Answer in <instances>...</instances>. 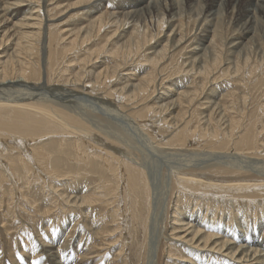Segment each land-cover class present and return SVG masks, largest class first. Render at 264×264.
<instances>
[{"label":"bare ground","instance_id":"bare-ground-1","mask_svg":"<svg viewBox=\"0 0 264 264\" xmlns=\"http://www.w3.org/2000/svg\"><path fill=\"white\" fill-rule=\"evenodd\" d=\"M65 1L66 0H0V87L2 85L11 87H32L36 81L40 82L43 78L40 61H42L45 65L47 64L49 73L53 74L57 72V68H59V65L61 64L63 59L68 56V58L80 59V55H78V52H82V50L85 49L84 57H81L83 65L80 67L79 71L71 73L69 75V78H67L65 81H62V79H57L54 82V78L52 77V84L55 83V85L62 87L63 83H65L63 84L65 86L68 85V83H71L72 85L76 86V89L79 92H82V90L84 89L89 94L94 93V95H96L95 97H99L101 102L102 100L108 102L109 99L107 98L113 97V103H118L117 107L120 108L121 106L124 109L125 107L130 106V118L134 119L137 124L140 125L139 127H143V129L147 126L155 125V120L149 119V117L151 119H155L153 117L154 115L152 114H155L158 110H160L159 112H164L166 114V118L164 117L163 119H161L163 123L162 126H159V129H161L160 133L162 135V139L158 138L159 136L154 133H149L151 134L150 137L152 138V142L157 144V146L155 147L158 152L164 154H175L180 151H188L187 149L189 147H195L197 145L199 147L206 148L207 152L208 150H210L211 152L215 154L217 153V155L220 156L226 154V156L231 157L230 155H233L235 157L238 155L240 156L241 154V157H244L245 160H247L246 158L248 157H254L258 155L264 156V122L262 123L261 127H258V122L256 119H253L251 122L247 123L248 116L246 117V115V119H244L246 120V123L241 118H229L225 117L226 114L222 115L223 108L219 109L222 105L217 102V104L220 105L217 106V104L213 100H210L212 98L214 99V94L217 88L211 90V92L205 97L204 101L200 102L201 104L199 105V107L202 109L212 108L213 113L210 112L209 114H205L206 111L201 109L202 111L199 112L200 114L197 122L193 120V116L191 117L188 110H185V108H191V104L193 103V101L196 99L198 100V98L202 96H200L199 93L201 91H204L203 89L205 87V84L201 85L203 83H197V88L201 90L200 92L193 89L182 90L180 88V90L179 88L170 87L171 89L169 90V92H167L166 90V93H169L170 95L162 92L159 96V98L164 101H161V104L158 103L159 105H155L157 103L150 105V103L145 100L148 99L155 91V83L158 77L157 70L159 63L166 58L173 59L172 56L173 54H176V50L184 51V49L189 48V50L187 49L186 54L189 55L187 58H191V60L189 61L188 59L189 62H187V60L185 62L187 63V66L183 69V72H185V74L188 75L195 70L197 72L194 73H197L199 75H208L212 70L214 72V69L216 68L210 70V68L214 66V64L210 63L209 61L211 60L213 62H217V60L219 59L218 54L222 53L224 43L218 44L219 41L216 39V34L212 33L211 31V27H213L214 21L209 24H206V22H208V17L209 19L210 17H212L211 10L213 9L216 0H211V2L204 9L202 19L205 23H201L202 19H198L197 21L198 23H200L197 24L196 31L200 33L197 34L196 37H192V39L199 37L197 38L198 41L196 39V41H193L190 37H188V33L184 34L185 31H182L183 22H177L178 19H180V17H176L177 12H175V2L177 3V1L174 2V0H166V2L163 4L160 2V0H134L139 8L135 9L134 11L129 8L130 11L123 13V15L128 17H135V15H138L141 11H144V8L147 10H151V8H154L155 10L156 8L158 10L163 9L164 11H166V13H168V15L170 16L169 20H165L164 17L166 13L164 12V17L161 18V15V19L158 21L157 30L159 31L157 32V34H153L152 32L150 35L148 34L150 33L148 31L150 28L146 31L138 28L140 26L139 20H137L139 26L137 27L136 22V24L132 25V30L129 32L128 30H125L127 26L125 28H122L121 31L123 32L119 31L121 28L120 26H118L114 31H109L107 33L108 35L112 32V35L110 34L108 36L109 39H111L112 47L106 48V45L104 43L105 39L102 38V45L96 47L95 49L89 47L88 43H92V41L94 42L95 36L101 38V33L105 31V26L109 23V26H115L113 25L114 22L111 23L112 19H115L113 13L110 12L107 14L103 11V0H76L73 3L68 2L67 4L65 3ZM233 1H235L233 8L239 6L238 10L232 8L234 11L237 10L235 18L237 19V21L245 19L242 25L244 26V29L242 28L244 34H242L243 36L239 37L238 39L232 38L229 43H231L233 47H241L244 39L247 38L250 33H252V29H254L253 26L258 24L260 20L259 17H264V0H228V3H231ZM80 4L88 8V11H85L86 13L84 12L83 14L84 18L82 17V21H78L76 25H59V22L63 21V19L61 20V18L64 15H61H66L69 10L75 8ZM57 18L58 21L54 23ZM109 19L110 21H108ZM145 21L147 20L145 19ZM166 23H169L167 24V27L165 25ZM165 27L169 29V32H166ZM115 33H118L116 34L117 38H114L117 40L112 39L113 36H115ZM236 36H238V34ZM250 37L254 38L253 36ZM155 38H158V45H154L156 42L153 44ZM122 39L123 41L120 43L119 41H121ZM164 39H166L165 43H163ZM190 39L192 40V43L187 46L186 43ZM146 43H152V45L147 46L148 44L146 45ZM159 45H161V47L158 49ZM143 50H150V52L146 53L147 55H144L145 57L143 56V65L146 66L148 64L149 66H151V70L147 71V68L146 70L144 69L145 74L143 73L142 75H137V73L132 71L133 69H130V72H125L129 69L128 59L133 55L139 54ZM103 51L109 52L110 56L114 58V62L111 66L100 68V59L96 58L94 60L92 58L94 60L93 61L90 58L92 55L100 52L102 53ZM233 51L234 50H232V52ZM44 57L46 58L44 59ZM102 61L105 62L104 59ZM72 62L74 61L70 62V66H72ZM89 63L93 65L95 71H93L94 69L90 72L86 71L87 68L85 66ZM91 76L93 77V79L95 78L94 81ZM127 76L130 77L129 82L132 81L131 83H128L124 80ZM113 77H118V79H120L121 81H117L122 83L123 86L118 88L116 85H118L119 83L116 80H112ZM108 79L109 81H107ZM50 80L51 76L49 78V81ZM44 83L46 84V82ZM167 85L169 86V84ZM19 90L18 92H20ZM23 92H25V88ZM22 95H27V93H22ZM115 97L118 99L117 102V99H115ZM110 101L112 103V99ZM142 101L145 102L143 105H141ZM213 103L215 104V106L213 105ZM244 110L245 109H239L240 112H243ZM218 115H220L219 118ZM242 117L244 118V115ZM92 125L90 122L81 118L80 115L78 116L73 113L70 109H67L64 106H59L58 103L53 104V102L50 103L41 100L39 101L36 99H32V97L29 96H21L15 98L10 97L7 99L4 97H0V136H9V139L15 138L16 140L13 142L18 141L21 148L26 147L27 143L25 142L29 137H31L32 141H34V143H32L34 146L33 152L30 151L31 153H28L29 149L27 148L28 151L25 153V155L23 153L24 151H21V148L15 147V145L10 148L8 146V148L4 147L2 149V152L0 151V160L2 159L1 157L3 156V153H5V151L8 153L10 149L11 153L6 155V171L9 173L10 178L12 177V180L18 183H20V181L30 183V180L27 179L26 181L25 179H23L24 174H28V172L33 170V164L38 163L39 169L41 171H46V174H48L47 176L49 177V181L51 182V185L49 184L51 186L50 188H52L54 179L62 181L61 183L65 186L68 185V181L64 182L62 179L75 178L76 175L72 178H69V176H71L73 172H75L74 170L77 171L79 167L80 171L82 169L84 171L83 173L80 171L75 172L74 174H77V177L79 176L78 174H97L99 180L101 181V183H103V185L101 184L95 187V189H90L88 194H85L84 191L83 194L82 191L81 194L73 191L74 193H76L72 202L73 204H70L71 199H69V201H66V204L69 203L68 205H70V207L74 206V209H80L87 204H90V202H94V197H97L98 200L96 201L101 203L103 201H107H105L106 198L101 199L102 195L104 197L111 195L115 199L117 197V199H122L124 198V196H126L127 193H130L134 198L130 203L133 204V206L136 205L135 209H137V211H133L134 214H127L129 213V208L127 207V209H124L125 207H122L123 211H126L124 212V218H127V221L125 219L124 220L128 225L133 221L134 223H137L139 221V223L142 224L143 229L146 230L148 224L147 222L149 219L148 212H150L149 210H151L152 201L150 181L147 175V171L140 165V163L133 162L132 159L126 157V152L125 154H122L121 152L118 153L115 149V151L109 149L110 147H112L111 144L107 143L109 144L108 147L106 146V143L105 146L104 144L100 143L97 138L101 133H97L96 130H93L94 128ZM133 125L135 127L136 124L133 123ZM149 128H151V126ZM66 134H72L74 136L72 139L60 137V135L64 136ZM94 137L97 138L95 139ZM92 140L96 144V146L94 145V143L92 144L90 142ZM11 142L12 141H10L9 143ZM12 150H14L15 152H12ZM122 151L124 152V150ZM183 169L180 170L176 167L173 172L171 171V174L173 176L171 178L173 179V181L170 189L172 191V195L176 193L174 195L176 197L174 198V208L172 209L173 218L171 217L172 223L170 236L172 237L169 238V241L173 240V242L171 241L169 243L170 247L173 246V249H170V254H168L171 256L178 255L177 259L182 261H177L175 262V264H204L207 259L210 258H213L211 264H264V238H261L257 234L258 232H256V229H258V231L264 230V226L263 229L256 228V226L250 228L248 223L245 224V220L244 224H241V228L238 229V231H235V228L226 230L221 226H216L213 222L214 216L217 215V212L219 210L218 205L224 207L220 209L221 212L219 216L222 217L223 214L231 216L232 211L236 209L237 211L235 210L236 213L234 214V217H236V215H239V211L242 210L236 203H240V201L243 202V200L249 202L251 200L256 201L259 198L264 199V179H259V181L252 182L228 179L226 178L227 174L232 175L240 173V169H242V167H238L235 165L229 166V164L224 162L209 163L203 167L200 166L197 169L186 167ZM244 170L247 172L248 169ZM29 174L31 175V173ZM5 176L8 177V175ZM0 177H4L2 172L0 173ZM32 179H34L33 176ZM46 181L47 180H45V182ZM0 183H3L2 179L0 180ZM69 184L72 185L71 183ZM54 185L56 184L54 183ZM74 185L76 184L74 183ZM211 194L212 196H210ZM172 197L173 196H171L170 198L171 201L173 199ZM215 197L216 199H214ZM183 198H186L187 202L189 203L188 206L190 207V210H187V208V212L183 211L185 206L182 202ZM221 201L223 202V205H221ZM227 201L230 203H233L232 201H235V206H233V204L224 206V202ZM61 203L64 204V201H61ZM208 205L210 206L208 207ZM259 205V207H249V210H252L251 213L252 215H254V219L257 218L258 215H261L260 217L262 218H259L260 225H264V216H262V214L264 215V203ZM195 207H197L196 211L194 210ZM116 210L117 212H119L117 208H114L113 213L111 212L108 218H118V213L115 215ZM202 210L205 211L203 212ZM207 211H209L211 217L209 214L207 215ZM243 217L247 218V213H244ZM107 221L108 220L102 222L105 227L108 226ZM207 221H210L211 223H207ZM232 221L234 220L232 219ZM122 226L123 224L120 222L118 223L117 228L115 226V228L110 229L112 231H116L118 228L121 229ZM48 236L51 235L48 234ZM125 242H127V240ZM144 243L145 245H143V251L147 252L148 244L146 242V239ZM50 246L51 245L44 244L43 247L42 245V248H44L43 250H45L46 253L44 254V256L46 255L45 260H48L49 264H69L70 262L75 261L74 259H72L71 254L68 255L69 258L66 259L67 261L63 259V255H60V258L64 261L58 260V253L56 251L54 252V250L52 252L53 247L51 248ZM124 246H119V255L123 254ZM86 247L83 248V251L87 250ZM27 251L28 249H26V252ZM33 251H35V248L33 249ZM146 252L144 254L145 257L147 255ZM21 255L23 256H21L23 263L29 264L25 261L28 254L24 252ZM197 256L199 258L202 257L203 260H200ZM64 258H66V256ZM218 258H222V261H219ZM40 262L41 259L38 263L40 264ZM23 263L21 262V260H18L15 264Z\"/></svg>","mask_w":264,"mask_h":264},{"label":"rangeland","instance_id":"rangeland-1","mask_svg":"<svg viewBox=\"0 0 264 264\" xmlns=\"http://www.w3.org/2000/svg\"><path fill=\"white\" fill-rule=\"evenodd\" d=\"M75 1L76 0H66L65 3L66 4L68 2L73 3ZM175 1H177V3ZM102 2L104 3L103 11L106 12L107 14L110 12L113 13L115 19H112L111 23L114 22L113 25L115 26L113 27L109 26L110 23L106 25L105 31L101 33V38L98 36L97 37L95 36V41L94 42L92 41V43H88L89 47H91L92 49H95L96 47L102 45L101 44L102 38L105 39L104 43L106 45V48H111L112 43H111V39H109L108 36L110 34L112 35V32L108 35L107 33L109 31H114L118 26H120L121 28L119 30L120 32H123L121 30L122 28H125L126 26L127 27L125 30H128L129 32L132 30L131 27L132 25L136 24L137 20H139L140 22L139 23L140 26L138 25V22L136 24L137 27L139 26L138 27L139 29L146 31L150 28L148 30L150 32L148 33L149 35L152 32L153 34H157V32L159 31L157 30L158 21L162 17H164V12L166 13V11H164L163 9L158 10L155 8L154 10V8H151V10H147L144 8L143 9L144 11H141L138 15H135V17H130V16L128 17V16L123 15V13L130 11V9L134 11L135 9L139 8L134 2V0H106V1L103 0ZM160 2L164 4L166 0L165 1L160 0ZM174 2L176 4L175 5L176 6L175 12H177L176 17L177 18L180 17V19H178L177 22L184 23V24L182 23V27H183L182 31L183 32L185 31L184 34L188 33V37H190L191 39L194 36L196 37V35L200 33L196 31L197 24L200 23V22L198 23L197 21L198 19L203 18L202 16L204 14V9L211 2V0H207V1L206 0H174ZM234 3L235 1L228 3V0L227 1L216 0V3H214V7L211 10V16H212L210 17L211 20L208 17V22H206V24H209L212 21H214V25L213 27H211V31L212 33L216 34V39L219 41L218 44L224 43L222 53L218 54L219 59L217 60V62H213L211 60L209 61L210 63L214 64V66H212L210 70L213 68H216L214 69V72L212 70L211 73H209L208 75H205V74L199 75L197 73H194V72H197L195 70L189 73L188 75L185 74V72H183L184 67L187 66V63L185 62L186 60L187 62L191 60V58H187L189 55L186 54V51L187 49L189 50V48L184 49V51L176 50V54H173L172 56L173 59L166 58L162 60L158 65V70H157L158 77L155 83V91L154 93L151 94V96L148 99H145L147 102L150 103V105L155 104V103H157L155 105L161 104V101H163L161 100V98H159L161 93L162 92L166 93V90L167 92H169V90L173 87L179 88V89L181 88L182 90L183 89L185 90L193 89V90L200 92L201 90L197 88V83L200 82V83H203L201 85L205 84V87L203 89L204 93L202 91L199 93L200 96L201 95L202 96L198 98V100L196 99L193 101V103L191 104L192 106L191 108L189 109L185 108V110H188L191 117L193 116L194 121L197 122V119L199 118V114H200L199 112L202 110L206 111L205 114L206 113L209 114L210 112L213 113L212 108L202 109L199 107V105L201 104L200 102L204 101L205 97L211 92V90H213L214 88H217L214 94V99L212 98L210 100H213L216 104L217 102H219L222 105L220 106L219 104H217V106L219 105L221 107L219 109L223 108L222 111L224 114L222 113V115L226 114L225 117H229V118L238 117V119L241 118L242 120L246 119V117L248 116L247 123L251 122L253 119L254 120L256 119L258 122V125L257 124L256 125L258 127L262 126V123L264 122V17L263 16H261L262 18L259 17L260 20L258 24L253 26L254 29H252V33H250V35L244 39V42L241 45V47L240 46L233 47L232 44L229 43V41H231L232 38L238 39L239 37L243 36L242 34H244V31H243L244 26L242 25L245 21V19L237 21V19L235 18L239 6H236L235 8H233ZM232 8L237 9V10L234 11ZM87 9L88 8H86V6L84 5L82 6V4H80L76 6L75 8L69 10L66 13V15L60 14L61 16L63 15L64 16L61 18V20L63 19V21L62 22L60 21L59 25L61 26L63 25L69 26L72 24L76 25L78 21L79 22L82 21V19L84 18L83 14L85 11H88ZM116 17H117V20H116ZM124 18H126L127 20ZM164 18L166 21L169 20L170 16L168 15V13L165 14ZM145 19L147 21H145ZM57 21H58V18L54 21V23ZM108 21H110V19ZM203 22L204 21L202 19L201 23L204 24L205 22L204 23ZM167 24L169 23L165 24L166 27H167ZM165 30L166 32H169L168 28H166ZM116 34L118 33H115V36H113L112 39L117 38ZM237 34L238 36H236ZM250 36H253L254 38H251ZM162 37H163V34H162ZM197 38H193L192 40L194 41L196 39L198 41ZM191 39L186 43L187 46L190 43H192ZM114 40H117V39H114ZM154 40L155 41H153V44L156 42L154 45H158L157 44L158 38H155ZM122 41L123 39L119 42L121 43ZM165 42H166V39H164L163 43ZM147 44L148 43H146V45ZM151 45L152 43L148 44L147 46H151ZM161 45L158 46V49L161 47ZM232 50L234 51L232 52ZM105 51H103L102 53L101 52L96 53L95 55H92L90 58L91 60L93 59L95 60L96 58L100 59L101 61L100 68L111 66L114 62V58L110 56V53L105 52ZM84 52H85V49H83L82 52H78L79 53L78 55H80L79 56L80 59L79 58L78 59L68 58L69 57L68 56L69 54H68L67 55L68 57L63 59V61L59 65V68H57V72L54 71L55 73L53 74L49 73L48 65L47 64L45 65L43 64L42 61H40L41 68H42V77H43L40 82L36 81L32 87H24V86H14V87L12 86L11 87V86L2 85L0 87V93H1L0 97L2 98L4 97L7 99L10 97L15 98V97H21V96H25V97L29 96V97H32V99H36L39 101L41 100V101L50 102V103L53 102V104L58 103L59 106H64L65 108L70 109L76 115L78 116L80 115L81 118L90 122L91 125L93 124L92 125L94 128L93 130H96L97 133H101L99 134L100 136H98V138L97 137H94V138L95 139L97 138V140L100 143L104 144V146H105V143H106V146L108 147H109V144H111L112 147H110L109 149L111 150L115 149L118 153L121 152L122 154H125L126 152L125 154L126 157H128L129 159H132L133 162L140 163V165L147 171V175L150 181V189H151V197H152L151 198L152 200L151 210H149L150 212H148L149 219L147 222L148 224H147L146 230L143 229V226L142 224L139 223V221L137 223L136 222L134 223L133 221L129 225L127 224V222H125L127 218L126 219L124 218V212L126 211H123L122 207H125L124 209H127V207L129 208L128 209L129 213L127 214H134L133 211L135 210L137 211V209H135L136 205L133 206V204L130 203L134 199L130 193H127L126 196H124L125 199L124 198L117 199L118 197L115 199L111 195H110L111 197L110 196L104 197L103 195L102 197L99 196L101 197V199L106 198L105 201L107 200L106 202L103 201L101 203L96 201L98 200L97 197H94V202H90V204H87L86 206L80 209L78 208L74 209V206L70 207V205H68L69 203L66 204V201H69V199H71L70 204H73L72 202L74 199V195L76 193L81 194V191H82V194H83V191H84L85 194H88L90 189L92 188L95 189V187L101 184L103 185V183H101V181L99 180V177L97 176V174L95 175L94 173L93 174H87V173L78 174L79 176L77 177V174H74V173L79 172L80 167L79 168L76 167L78 169L77 171L74 170L75 171L73 172L74 175L72 174L71 176H69V178H72L73 176L76 175L75 178L62 179L64 182L68 181V185H66L67 187L61 183L62 181H59L58 179L57 180L54 179L53 180L54 182L52 181L53 182L52 188H50L51 182L49 181L50 179L47 176L48 174H46V171H43V170L41 171L39 169L38 163L33 164V170L28 172V174L27 173L24 174L23 179H25L26 181L27 179L30 180L29 181L30 183H27L25 181H20V183L15 181L16 182L15 183L14 180H12V177L10 178L9 173L6 171L7 170L6 155L11 153V150L9 149L10 152L8 151L7 153L5 151V153H3V156L1 157L2 159L0 160V173L2 172L4 176V177H0V180L1 179L3 180V183H0V219H1L0 220V225H1L0 226V233H1L0 234V264H3L4 262H5L4 264H15L16 261L18 260L19 261L21 260V262L23 263V260L21 259V256H22L21 254L24 252L28 254L27 257L28 256L30 257V258L26 257L25 259L26 263L39 264L38 262L41 259L40 264H49V261L45 260L46 255L44 256V254H46L45 250H43L44 248H42V245L44 247V244L51 245L50 246L51 248L53 247L52 252L54 250V252L56 251L58 253V256H57L58 260L67 261L66 259L69 258L68 255L71 254L72 259H74L75 261H72L69 264H171V263L175 264V262L177 261L182 262L181 260L177 259L178 255L177 256L169 255L170 249L171 250L173 249L172 248L173 246L170 247V244H169L171 241L173 242V240L169 241V238L172 237L170 236V233H171L170 229H171V223H172L171 217L173 218L172 209L174 208V198L176 197L174 196L176 193L172 195V191L170 189L172 181H173V179L171 178L173 177L171 174L173 170H175L176 167L180 170H182L185 167L191 168V169L192 168L197 169L198 167L200 166L203 167L209 163L224 162V163L229 164V166L235 165L238 167L239 166L242 167V169H240V173H236L232 175L227 174L226 178L236 179V181H243V180L249 181V182L259 181V179H264V156L258 155L254 157H248L246 158L247 160H245L244 157L242 158L241 154L240 156L238 155L235 157L233 155H230L231 157H229V156H226V154L220 156V155H217V153L215 154L211 152L210 150H208L207 152L206 148L199 147L197 145L195 147H189L190 150L188 148L187 149L188 151L186 150L180 151L175 154H170V153L164 154V153L158 152V150H156V147H155L157 146V144L152 142V138L150 137L151 134L149 133H152V134L154 133L159 136L158 138L162 139V135L160 133L161 129H159V126H162V123H163L161 119H163L164 117L166 118V114L164 112H159L160 110H158L155 114H152L154 115L153 117L155 119H151L150 117L149 119L155 120L154 121L155 125H150L151 128H149L150 126H147L146 128L143 129V127H139L140 125L137 124V122L134 119L130 118V115H129L130 106L125 107L124 109L121 106L120 108L117 107L118 103L117 104L113 103V97L107 98L109 99V101L112 99V103L111 101L105 102L103 100L101 102L99 97H95L96 95H94V93H92L93 95L89 94L84 89L82 90V92H79L76 89V86L72 85L71 83H68V85L65 86L63 85L65 83L61 82L63 83L62 87L55 85V83L52 84L53 78H54V82L57 79H62V81L63 80L65 81L67 78H69V75L71 73H75L76 71H79L80 67L83 65V62L81 59L84 57ZM147 52H150V50H145V51L143 50L139 53L140 55L136 54L130 57L128 59L129 66L127 65L129 68L127 69L129 71L126 70L125 72H130V69H133L132 71L137 73V75L138 74L142 75L145 72L146 68H147V71H150L151 66H149L148 64L146 66L143 65L144 57H145L144 55H147L146 54ZM46 56H47V53H46ZM45 58L46 57H44V59ZM103 59L105 60V62L102 61ZM70 60L74 61L72 62V66H70L71 65ZM90 63L85 66L87 68L86 71H89V72L94 69L92 65L93 62L92 64ZM64 66H65V69H64ZM93 71H95V69ZM50 76H51V80L49 81ZM129 78L130 77L127 76L125 77L124 80L128 83H131L132 81L129 82L130 81ZM109 79L107 81H109ZM112 80L119 81L120 79H118V77H113ZM44 82H46V84ZM118 83L119 84L116 85L118 88L123 86L122 83L120 82ZM167 84H169V86ZM15 88L17 89V91ZM24 88H25V92H23ZM18 90L20 92H18ZM22 93L23 94L27 93V95H22ZM166 94L168 95L169 93H166ZM115 99L117 98L115 97ZM117 101L118 99L116 100V102ZM144 101H142L141 105L145 103ZM213 105L215 106L214 103ZM239 109H245V110L243 112H240ZM241 114L244 115V118L242 117L243 115ZM254 115L256 116V118ZM219 117L220 115H218V118ZM158 121H159V124H158ZM150 122H153V121H150ZM244 122L246 123V120H244ZM133 123L136 124L135 127ZM73 136L74 135L72 134H66L64 136L60 135V137H64L66 139L67 138L72 139ZM30 138L31 137H29L27 141L25 142L27 143L26 147L21 148L19 146L18 141L13 142L16 140L15 138L9 139V136L5 137L2 135L0 136V143H1L0 151L2 152V149L4 147L8 146L10 148L13 145H15V147H20L21 151H24L23 152L24 155L28 151V149H29L28 153H31L33 152V149H34V146L32 144L34 143V141H32V138L30 140ZM10 141H12L13 143L12 142L9 143ZM90 142L92 144L94 143L93 140ZM94 145L96 146L95 143ZM14 150H17V149H14ZM14 150H12V152ZM122 150H124V152ZM171 152H174V151H171ZM244 169H248L247 172ZM83 171L84 170L82 169L80 172L83 173ZM29 173H31V175ZM5 175H8V177ZM32 176L34 179H32ZM43 179L47 180L46 181L47 183ZM33 180L36 182H34ZM72 182H74L76 185H74V183ZM54 183L56 185H54ZM69 183H71L73 186L70 185ZM73 191L76 193H74ZM171 196H173L172 201L170 199ZM210 196H212V194ZM214 199H216V197ZM61 201H64V204H62ZM182 202H183V205H185L183 211L187 212V210H190L187 199L183 198ZM230 202L228 201L224 202L225 203L224 206L231 205V204L235 206L234 205L235 201H232L233 203H230ZM262 202L264 203V199L259 198L256 201L251 200L248 202L246 200H243V202L240 201V203H236L238 207L242 209L239 211V215H236V217H234V214L237 211L236 209H235L236 211L235 210L232 211L231 213L232 217L229 215H225L223 213H222L223 214L222 217L219 216L221 212L220 209L224 207L218 205L219 210L217 212V215L214 216L213 222L216 226H221L226 230L227 229L231 230L232 228H235V231H238V229L241 228L240 227L241 224H244V221L246 220L245 224L248 223L250 228H253V226H256V228L263 229L264 225L263 224L260 225V219H259V218H262L260 217L261 215L260 216L258 215L257 218L254 219V215H252L251 213L252 210H249V207L261 206L259 204H263ZM221 205H223L222 201H221ZM209 206L210 205H208V207ZM114 208L115 209L117 208L119 210V212H117L116 210V213H115V215L118 213L117 214L118 218L116 219L108 218L110 216L109 214H111V212L113 213ZM194 210L196 211L197 207H195ZM202 211L204 212L205 210H202ZM244 213H247L248 215L247 218L243 217ZM208 214H209V211H207V215ZM85 215H86V218H85ZM262 216L264 215L262 214ZM232 219L234 221H232ZM105 220H108L107 221L108 226L106 227L102 224V222ZM120 222L123 224L122 228L120 227L121 229L118 228L116 231H112L110 229V228H115V226L117 228L118 223ZM207 223H211V222L207 221ZM81 224H84V225H81ZM256 230H257L256 232H258L257 234L261 238H264V230H260V231H258V229ZM48 234L51 236H48ZM145 239L148 244L147 252L145 251L147 254L146 257L144 256L145 252L143 251L144 249L143 245H145L144 243ZM126 240L127 242H125ZM119 246L120 247L124 246V252L122 255L118 254L120 250L118 249ZM85 247L87 250L83 251V248ZM34 248H35V251H33ZM26 249H28L27 252H26ZM73 251L75 252V254ZM60 255L61 256L63 255L62 257L64 260L60 258ZM65 256L66 258H64ZM169 256L171 259L169 258ZM199 259L203 260L202 257H200ZM221 259L222 258H218L219 261H222ZM212 261H213V258L207 259V261L204 264H211Z\"/></svg>","mask_w":264,"mask_h":264}]
</instances>
